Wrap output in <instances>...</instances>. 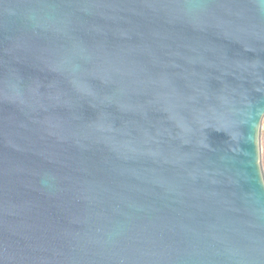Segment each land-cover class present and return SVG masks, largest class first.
Instances as JSON below:
<instances>
[{
  "label": "water",
  "instance_id": "water-1",
  "mask_svg": "<svg viewBox=\"0 0 264 264\" xmlns=\"http://www.w3.org/2000/svg\"><path fill=\"white\" fill-rule=\"evenodd\" d=\"M264 0H0V264H264Z\"/></svg>",
  "mask_w": 264,
  "mask_h": 264
},
{
  "label": "rangeland",
  "instance_id": "rangeland-1",
  "mask_svg": "<svg viewBox=\"0 0 264 264\" xmlns=\"http://www.w3.org/2000/svg\"><path fill=\"white\" fill-rule=\"evenodd\" d=\"M262 164L264 169V120L262 125Z\"/></svg>",
  "mask_w": 264,
  "mask_h": 264
}]
</instances>
